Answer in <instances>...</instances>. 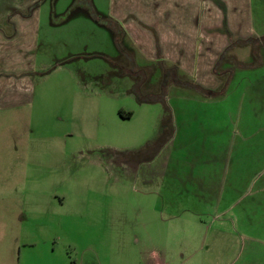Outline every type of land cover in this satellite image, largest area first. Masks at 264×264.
<instances>
[{"label": "rangeland", "instance_id": "rangeland-1", "mask_svg": "<svg viewBox=\"0 0 264 264\" xmlns=\"http://www.w3.org/2000/svg\"><path fill=\"white\" fill-rule=\"evenodd\" d=\"M95 1L71 12L73 0L35 4L33 100L1 113L0 187L13 192L0 196V264H264L241 222L255 191L251 175L240 183L251 147L235 148L264 140V68L222 61L230 81L214 97L180 69L187 86L168 72L161 87L165 66L106 26L107 0ZM247 47L239 60L264 62ZM23 117L28 155L16 158L10 129Z\"/></svg>", "mask_w": 264, "mask_h": 264}, {"label": "crops", "instance_id": "crops-1", "mask_svg": "<svg viewBox=\"0 0 264 264\" xmlns=\"http://www.w3.org/2000/svg\"><path fill=\"white\" fill-rule=\"evenodd\" d=\"M107 3L104 17L112 21V31L122 33L131 49H137L149 62L158 60L175 75L179 69L182 70L196 81L203 82L200 83L203 88L216 90L225 81L227 83L229 77L225 76L222 80L223 76L216 66L231 57L237 60L242 69L253 72L264 68V62L260 60H239V52L249 48L248 45H253L258 53L264 50V0H107ZM35 4L37 0H23L11 5L10 10L0 0V122L1 113L25 110L33 100L30 56L38 26V8ZM94 5L96 7L98 4ZM254 75L260 78L259 74ZM260 104L261 111L258 108L255 111L262 112L264 119V98ZM254 114V120L260 116ZM22 119V130L15 125L10 129L16 143V158L28 155L24 147L28 140L27 118ZM257 126L264 127V123L260 122ZM236 141L238 146L235 148L251 147V166L240 183L243 185L247 176L251 175L255 191L249 199L252 203L247 206L251 218L241 217V222L242 226L249 223L254 232L252 234H256L248 239L249 246L259 248L264 246V140ZM18 162H13L14 171ZM12 192L0 187L3 198ZM219 217L220 214H215L213 219ZM239 220L235 218V222L240 224ZM221 234L224 233H218ZM218 235L214 240H219ZM262 255L264 250L251 254L253 258Z\"/></svg>", "mask_w": 264, "mask_h": 264}, {"label": "trees", "instance_id": "trees-1", "mask_svg": "<svg viewBox=\"0 0 264 264\" xmlns=\"http://www.w3.org/2000/svg\"><path fill=\"white\" fill-rule=\"evenodd\" d=\"M86 1H89V0H86ZM77 2H78V0H73V2L71 3V5H70V8H69V12H71V11H73V10H75V9H77V8H82L80 5H77ZM91 2V1H90ZM89 14H90V16L92 17V19L94 20V21H99V16H98V14L96 13V11H94L93 10V7H91V5L90 6H88V8L86 7V9H85ZM105 24H106V26H109L110 28H112L113 29V26L111 25V24H107V21L105 20ZM264 37H262V39H263ZM168 72H170L171 74L173 73L172 71H170V70H168V71H164L163 72V78H162V81H163V84H162V86L161 87H163L164 86V84H165V77H166V74L168 73ZM169 73V74H170ZM171 79H173V82L175 83V84H178V83H180V84H182V85H185V86H187V84L186 83H183V82H180L181 80H179L178 78H176L175 77V74L173 73L172 75H171ZM167 85V84H166ZM225 85H226V81L224 82V85H223V88H225ZM189 86H191V87H193L194 89H196V90H198L199 92H201L203 95H208V96H212V97H214V96H217L219 93H221L222 91L220 90V91H216V90H207V89H205V88H202V87H200V86H198V85H196V84H194V85H190L189 84ZM223 93V92H222ZM123 117H130L131 116V113L129 112V113H125V114H121ZM165 122H167V121H165Z\"/></svg>", "mask_w": 264, "mask_h": 264}, {"label": "flooded vegetation", "instance_id": "flooded-vegetation-1", "mask_svg": "<svg viewBox=\"0 0 264 264\" xmlns=\"http://www.w3.org/2000/svg\"><path fill=\"white\" fill-rule=\"evenodd\" d=\"M139 160H140V159H137V160H136V162L138 161V162H139V164L141 165V163H140V161H139ZM138 166H139V165H138Z\"/></svg>", "mask_w": 264, "mask_h": 264}]
</instances>
